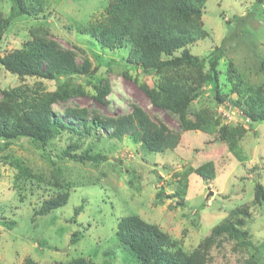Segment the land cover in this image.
Instances as JSON below:
<instances>
[{"label":"trees","instance_id":"trees-1","mask_svg":"<svg viewBox=\"0 0 264 264\" xmlns=\"http://www.w3.org/2000/svg\"><path fill=\"white\" fill-rule=\"evenodd\" d=\"M205 3L206 0H109L101 13L77 28L102 48L127 50L122 76L134 81L153 106L176 116L181 131L212 134L214 141L226 144L236 158H241L239 142L246 132L243 120L264 122V79L250 80L247 71L240 69L231 57H226L228 42L238 35L237 31L222 38L219 45L205 54L191 52V46L209 36L202 19ZM45 8L46 0H11L10 14L5 16L0 11V40L12 18L21 15L38 18ZM234 18L237 25L244 23L242 17L234 15ZM77 55L75 50L61 46L43 24L31 25L20 46L0 51V67L21 80L17 85L0 90V162L15 170L14 189L20 200L28 195L36 196L39 189L47 194L34 207L31 220L64 206L72 186L84 174L71 175L69 167L57 162L59 159L83 166L91 164L95 168L107 160L102 147L95 146V142L86 144L95 131L100 130L117 140L127 136L149 152L172 150L180 141V132L172 131L136 104L128 113L113 116L77 106H66L62 113L54 111L53 104L79 95L106 103L105 97L110 92L108 81L94 82L97 66H92L87 56L78 63ZM223 57L225 63L219 67ZM136 71L151 75V83L140 82ZM255 71H261L264 76L263 59L257 60ZM28 77L35 78L33 84L25 81ZM44 80L57 81L54 89L47 90ZM207 87L217 103H232L239 111L236 121L222 123L205 106L191 109L192 102L199 99ZM63 136L67 143L57 151L55 141ZM18 139H26L38 151L45 167H33L23 158L6 152ZM132 172L137 176L134 170ZM191 173L202 180H211L215 176L214 163L207 160L174 173L176 186L165 192V186L159 184L155 199L162 202L171 198L175 199L174 206H184ZM103 175L104 172H99L96 178ZM136 176L128 183H133ZM249 203L229 209L191 250L182 246L181 239L136 213L120 216L114 235L118 245L130 252L135 264H213L209 251L224 243H228L233 252L242 254L241 264H264L247 224L251 205H257L264 215V184L257 180L253 182V198ZM81 208V205L76 207L73 216ZM0 223L13 228L17 221L3 218ZM79 237V231H73L70 242L75 243ZM0 264H3L1 260ZM22 264L96 262L88 255L65 262L38 261L26 256Z\"/></svg>","mask_w":264,"mask_h":264},{"label":"rangeland","instance_id":"rangeland-1","mask_svg":"<svg viewBox=\"0 0 264 264\" xmlns=\"http://www.w3.org/2000/svg\"><path fill=\"white\" fill-rule=\"evenodd\" d=\"M108 1L46 0L45 11L38 18L21 15L11 19L0 40V51L20 46L31 25L43 24L61 46L76 51L78 63L87 56L92 66H97L94 82L106 79L110 85L106 103L79 95L53 104L54 111L62 113L66 106H77L113 116L128 113L136 104L172 131L180 132V141L172 150L149 152L127 136L117 140L100 130L95 131L86 144L95 142V146L102 147L107 160L95 168L91 164L83 166L59 159L57 162L69 167L71 175L84 174L72 186L64 206L33 220L34 207L47 194L39 189L36 196L28 195L20 200L14 189L15 170L0 162V219L17 221L13 228L0 223V260L3 264H22L26 256L38 261L65 262L81 255L91 256L96 264H135L130 252L118 245L114 235L117 219L130 213L159 225L172 237L181 239L186 250H191L229 209L246 203L250 205L254 180L264 184V122L243 124L246 132L239 142L241 158H236L226 144L214 141L212 134L199 130L181 131L176 116L153 106L134 81L122 76L127 50L102 48L89 35L78 31L77 26L101 13ZM10 5L11 0H0L3 15L10 14ZM234 15L242 17L244 23L237 25ZM202 19L209 36L191 46V52L205 54L219 45L222 38L237 31L238 35L228 42L226 57L228 55L240 69L247 71L250 80L263 81L262 72L257 73L255 67L257 60H264V0H206ZM224 63L223 57L219 67ZM131 73L135 74V71L131 70ZM136 76L140 82L151 83L149 74L136 71ZM25 81L33 84L35 78L28 77ZM20 82L17 76L0 67V90ZM56 82L43 81L47 90L54 89ZM86 87L90 89V85ZM203 106L210 108L222 123L227 122L224 113L230 112L238 118L239 111L233 104L217 103L208 87L192 102L191 109ZM189 117L193 118L190 114ZM66 121L73 124L67 118ZM66 143V136L56 140V150ZM6 152L23 158L33 167H45L38 151L26 139L13 141ZM207 160L213 161L215 176L211 180H202L197 174L188 175L184 206H174L175 199L171 198L162 202L155 199L159 184L169 192L176 186L174 173ZM99 172L105 175L96 178ZM132 176L136 179L128 183ZM170 181L171 185L168 184ZM79 205L81 211L73 216ZM247 224L257 242L258 255L264 259V215L257 205H251ZM75 230L79 231L80 237L72 243L70 235ZM242 258V254L233 252L228 243L209 251V260L213 264H241Z\"/></svg>","mask_w":264,"mask_h":264},{"label":"built area","instance_id":"built-area-1","mask_svg":"<svg viewBox=\"0 0 264 264\" xmlns=\"http://www.w3.org/2000/svg\"><path fill=\"white\" fill-rule=\"evenodd\" d=\"M224 119L227 121V122H234V121H236L237 120V118L234 116V115H232L230 112H228V113H224ZM243 124H249L248 123V118H245L244 120H243Z\"/></svg>","mask_w":264,"mask_h":264}]
</instances>
